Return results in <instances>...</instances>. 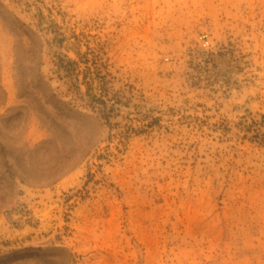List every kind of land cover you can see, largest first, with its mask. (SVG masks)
Wrapping results in <instances>:
<instances>
[{"label":"rangeland","instance_id":"obj_1","mask_svg":"<svg viewBox=\"0 0 264 264\" xmlns=\"http://www.w3.org/2000/svg\"><path fill=\"white\" fill-rule=\"evenodd\" d=\"M0 141V264H264V0H0Z\"/></svg>","mask_w":264,"mask_h":264},{"label":"trees","instance_id":"obj_2","mask_svg":"<svg viewBox=\"0 0 264 264\" xmlns=\"http://www.w3.org/2000/svg\"><path fill=\"white\" fill-rule=\"evenodd\" d=\"M0 144H2L1 141H0ZM2 146H3V145H2ZM4 149H5V148H4Z\"/></svg>","mask_w":264,"mask_h":264}]
</instances>
